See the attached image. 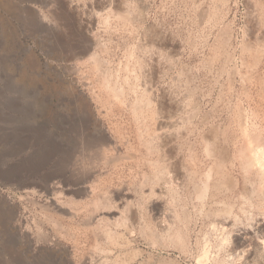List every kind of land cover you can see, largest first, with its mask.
<instances>
[{
  "label": "rangeland",
  "instance_id": "374dc122",
  "mask_svg": "<svg viewBox=\"0 0 264 264\" xmlns=\"http://www.w3.org/2000/svg\"><path fill=\"white\" fill-rule=\"evenodd\" d=\"M14 1L17 6L13 7V12H7L0 6V192L4 194L0 197V264H81L85 261L83 264H101L103 261V264H264L262 258H259L260 254L261 257L264 256V251H259L256 254L258 258L254 256L256 259L246 256L252 249L248 242L264 237V232L256 230L257 222H262L260 218L264 217V197H256L249 187L247 192H242L246 189L243 182V185L241 184L243 179H240L244 178V173L240 163L238 164V154L245 138L252 139L258 135L261 142H264V0H37V3ZM38 13L48 16V20L42 22V16ZM25 45L33 49L32 53H29L32 57H26ZM68 49H72L73 53L66 52ZM91 54L98 56L96 61L102 65L92 62L89 58ZM29 62L35 63L34 69L30 67ZM47 64L58 68L62 75L54 68L48 69ZM126 64L132 67V71ZM69 65H73L76 71L73 69V72H65L62 66L70 67ZM95 66L101 68L95 69ZM77 67L80 69L77 70ZM99 75H103L104 79ZM107 79L110 88L107 82L104 83ZM112 86L122 90L121 99L111 94ZM141 102L146 105L142 107ZM135 103L140 104L142 108L139 106L140 109H136L138 104ZM132 106L136 110H133ZM86 114H92V117H83ZM145 117L146 124L142 123ZM173 119L176 120L173 121L175 123L179 119V123L167 128V132L172 136L163 139L158 135L159 126H165ZM81 123L83 125H80ZM143 127L148 128V131ZM135 132L138 133L135 135ZM104 136L106 141L110 140L104 144L110 149L106 151L107 161H102L103 157L99 155L97 158L94 149H86L89 142L87 140H104ZM109 143L113 145L112 148ZM259 144L257 147L262 146L260 142ZM213 147L215 153L211 151ZM50 150L55 154L54 158L44 163L42 156ZM205 153H208L209 158ZM96 158L100 161L99 165ZM101 161L106 165L101 164ZM214 164L221 167L217 174L218 167L213 168ZM36 165L42 168L38 169ZM83 167L86 169L85 173ZM161 168L166 169L163 171ZM158 169L163 171L162 175L165 171L171 172L172 175L168 172L167 178L163 175L166 179L158 180ZM180 169L185 173L181 174ZM206 173L210 175L206 176ZM186 175H190L189 178H186ZM49 178V183H54L55 187L47 191L46 185L43 184L48 183ZM144 178L146 183H143ZM34 179L37 182L35 185L31 184ZM149 179H152L151 182ZM206 180L211 186L220 182L224 183V187L215 191L218 194L211 189L212 191L209 190L205 194L206 197L203 196L205 198L199 195L200 199L197 197L200 194L198 191L204 184H208ZM146 184L151 190L154 188V197L158 194L153 200L150 199L151 192ZM194 184L196 187L198 184L200 186L196 188L198 194ZM90 185L95 187L92 189ZM150 185L154 186L151 188ZM236 186L239 190H235ZM31 187L38 192L32 193L33 195L27 192ZM170 188L171 190H168ZM225 189L228 190L227 194H224ZM140 190L146 192V197ZM85 191H88L87 195ZM89 193L95 196L92 194L90 197ZM101 193H105L103 197ZM98 195L103 204L94 206V203H91V206L90 202L94 200L96 204ZM147 195H150L149 198ZM96 196L98 198L94 199ZM240 196L244 197V200ZM8 197L16 201L14 211L17 215L20 213L17 219L29 230L33 237L31 242H38L41 237L40 241L43 243L46 240L45 243L57 244V250L42 253V248L36 247L35 252V248L27 244L30 241L26 239V234L12 225H15V212L13 206L8 203ZM220 197L226 201L222 202ZM54 198L57 202L62 200L61 203L65 202L66 198L67 208H72V213L56 211L50 206ZM125 198L132 201L128 203ZM105 200L109 203L108 208L118 207V213L124 215L119 217L120 214L117 213V217L120 221H126V224L128 221L130 227L127 228L125 223L120 221L115 224L107 219H97V224L91 220L97 208L98 211L105 209ZM42 205H46V208ZM222 205L223 208L225 205L232 207L231 215L226 219ZM48 206L50 208H47ZM73 208L81 213H77ZM257 208H262L263 211H257ZM87 217L94 222V226L90 225ZM11 218L13 220H10ZM223 218L229 221L226 222ZM255 221L257 222L254 225ZM100 222L102 223L99 225ZM86 223L88 224L85 225ZM96 227L101 229V234ZM103 229H106L107 235L111 232L115 235L108 238ZM127 229H130V234ZM96 230L99 233H95ZM244 233L249 235L246 237ZM20 235L21 237H18ZM99 235L101 239L98 238ZM235 235L239 237L238 240H235ZM94 239L97 241L94 242ZM95 246L97 252L93 249ZM99 249L107 251L106 254ZM245 251L247 254H244ZM248 260L250 263H247Z\"/></svg>",
  "mask_w": 264,
  "mask_h": 264
},
{
  "label": "bare ground",
  "instance_id": "6f19581e",
  "mask_svg": "<svg viewBox=\"0 0 264 264\" xmlns=\"http://www.w3.org/2000/svg\"><path fill=\"white\" fill-rule=\"evenodd\" d=\"M18 1H20V2H24V3H25V2H32V3H37V2H38L37 0H18ZM46 1H47V0H46ZM15 3H16V1H14V0H1V1H0V6H2L7 12H9V11H10V12H13V7H14V6H17ZM46 3H47V2H46ZM68 4H69V3H68ZM73 7H74V6H73ZM51 9H52V8H51ZM108 9H109V8H108ZM109 10H110V9H109ZM123 11H125V10H123ZM126 11H127V10H126ZM89 13H90V12H89ZM99 13H100V11H99ZM132 13H133V12H132ZM117 14H118V13H117ZM38 15L42 16V17H41V18H42V22H46V21L48 20V16H46V15H42V14H40V13H38ZM115 15H116V14H115ZM119 15H121V14H119ZM125 15H128V16H129V14H125ZM123 16H124V14H123ZM113 17H114V16H113ZM125 17H126V16H125ZM202 17H203V16H202ZM39 18H40V17H39ZM114 18H116V17H114ZM120 18H121V16H120ZM134 18H135V17H134ZM210 18H211V17H210ZM38 20H39V19H38ZM122 20H123V19H122ZM126 20H127V19H126ZM134 20H135V19H134ZM39 21H40L39 23H41V20H39ZM90 22H91V21H90ZM106 24H107V23H106ZM53 25H54V24H53ZM53 25H52V26H53ZM258 25H259V24H258ZM40 28H41V27H40ZM91 36H92V35H91ZM89 38H90V37H89ZM91 38H92V37H91ZM97 38H98V37H97ZM90 41H91V40H90ZM90 41H88V45L90 44ZM93 41H94V40H93ZM86 43H87V42H86ZM91 43H92V41H91ZM92 44H93V43H92ZM94 44H95V43H94ZM220 44H221V43H220ZM66 45H68V44H66ZM25 47H26V48H25ZM25 47H24V51H25V53H26V55H27L26 57H27V58L32 57V56L29 55V53H32L33 49H32L29 45H25ZM85 47H86V46H85ZM88 47H89V46H88ZM262 47H263V46H262ZM71 48H72V46H71ZM89 48H90V47H89ZM139 48H140V47H139ZM84 49H85V48H84ZM64 50H65V49H64ZM86 50H87V49H86ZM86 50H85V51H86ZM91 50H92V48H91ZM68 51H69V52H68ZM66 52H68V53L72 52V53H73L72 49H68V50H66ZM87 52H88V51H87ZM222 52H223V51H222ZM262 53H264V51H263ZM76 54H77V53H76ZM79 54H80V53H79ZM71 55H73V54H71ZM97 55H98V54H97ZM80 56H81V55H80ZM89 56H90V55H89ZM73 57H75V56H73ZM97 57H98V56L94 57V55L91 54V56H90L89 58L91 59L92 62H94V63H96V64L98 65V64H101V63H98L99 61H98V62L96 61V58H97ZM259 57H260V55H259ZM98 58H99V57H98ZM76 59H77V58H76ZM79 59H80V58H79ZM90 59H89V60H90ZM212 59H213V58H212ZM77 61H79V60H77ZM91 61H90V62H91ZM95 61H96V62H95ZM143 61H144V60H143ZM80 62H81V61H80ZM80 62H79V63H80ZM90 62H89V63H90ZM127 62H128V61H127ZM256 62H257V61H256ZM86 63H87V62H86ZM94 63H92V64L95 65ZM144 63H145V62H144ZM29 64H30V67H31V68H33V69L35 68V67H34L35 63H33V62H29ZM71 64H72V63H71ZM92 64H90V65L93 66ZM101 65H102V64H101ZM103 65H104V64H103ZM126 65H129V64H126ZM139 65H140V64H139ZM210 65H211V64H210ZM69 66H70V65H69ZM105 66H106V65H105ZM129 66H130V65H129ZM133 66H134V65H133ZM140 66H141V65H140ZM253 66H254V64H253ZM84 67H85V66H84ZM89 67H90V66H89ZM96 67H97V68H98V67L101 68V66H95L94 68L96 69ZM127 67H128V66H127ZM47 68H48V69H52V68H54V70H55L59 75H62V74L60 73V71L58 70V68L54 67L53 65L47 64ZM62 68H63V70H64L65 72H68V71H72V72H73V69L76 71V69L74 68L73 65L70 66V67L62 66ZM70 68H72V69H70ZM94 68H93V69H94ZM131 68H132V67L130 66V70H131ZM169 68H170V67H169ZM68 69H70V70H68ZM78 69H80V68L77 67V70H78ZM127 70H128V69H127ZM79 71H81V70H79ZM79 71H78V72H79ZM93 71H94V70H93ZM96 71H98V69H97ZM100 71H101V70H100ZM100 71H99V72H100ZM108 71H110V70L108 69ZM131 71H132V70H131ZM139 71H140V70H139ZM102 72H103V71H102ZM102 72H101V73H102ZM114 72H115V71H114ZM133 72H134V71H133ZM69 73H70V72H69ZM76 73H77V72H76ZM76 73H74V74H76ZM96 73H97V72H96ZM101 73H100V74H101ZM103 73H104V72H103ZM105 73H106V72H105ZM109 73H110V72H109ZM117 73H118V71H117ZM127 74H128V73H127ZM110 75H111V74H110ZM84 76H85V75H84ZM99 76H101V78L104 79V78L102 77L103 75H99ZM105 76H106V75H105ZM85 78H86V77H85ZM106 78H107V77H106ZM109 78H110V77H109ZM114 78H115V77H114ZM125 78H126V77H125ZM83 79H84V78H83ZM99 79H100V78H99ZM112 79H113V78H112ZM249 79H250V78H249ZM105 80H106V79H105ZM109 80H110V79H109ZM114 81H115V79H114ZM101 82H102V81H101ZM106 82L108 83V79H107V81H105L104 83H106ZM87 83H89V82H87ZM107 83H106V84H107ZM116 83H117V79H116ZM111 84H112V83H111ZM113 84H114V83H113ZM118 84H119V83H118ZM90 85H91V84H90ZM107 85H108V87H109V83H108ZM107 85H106V86H107ZM120 86H122V85H120ZM137 86H138V85H137ZM228 86H229V85H228ZM89 87H91V86H89ZM104 87H105V86H104ZM110 87H111V85H110ZM110 87H109V88H110ZM113 87H114V86H112L113 92L111 91V92H112L111 94H113L115 98L119 99V98L121 97V95H122V93H121L122 90L119 91V88H117V89H118V90H117L116 88L114 89ZM173 87H174V86H173ZM120 88H122V87H120ZM108 90H109V89H108ZM110 90H111V89H110ZM70 91H71V90H70ZM98 92H99V91H98ZM103 92H104V91H103ZM227 92H228V91H227ZM105 93H106V92H105ZM245 94H247V93H245ZM142 95H143V94H142ZM144 96H145V95H144ZM189 96H190V95H189ZM115 98H112V99L114 100ZM125 98H126V97H125ZM99 99H100V98H99ZM99 99H98V101H99ZM120 99H121V98H120ZM141 99H142V96H141ZM144 99H145V98H144ZM115 100H116V99H115ZM147 100H148V99H147ZM147 100H145V101H147ZM105 101H106V100H105ZM107 101H108V100H107ZM117 101H118V100H117ZM120 101H122V100H120ZM126 101H127V100H126ZM148 101H150V99H149ZM183 101H184V100H183ZM183 101H181V102H183ZM85 102H86V101H85ZM133 102H135V101H133ZM139 102H140V99H139ZM82 103H83V101H82ZM141 103H142V102H141ZM175 103H176V102H175ZM175 103H174V104H175ZM100 104H101V103H100ZM100 104H99V105H100ZM136 104H138V103H135V105H136ZM144 104H145V102L141 104L142 107H143ZM186 104H187V103H186ZM120 105H122V104H120ZM123 105H124V104H123ZM145 105H146V104H145ZM176 105H178V104L176 103ZM84 106H85V105H84ZM88 106H89V105H88ZM124 106H125V105H124ZM133 106H134V105H133ZM133 106H132V107H133ZM137 106H138V107H137ZM137 106H136V109H140V108H139L140 104H138ZM182 106H183V105H182ZM89 107H90V106H89ZM140 107H141V106H140ZM142 107H141V108H142ZM173 107H174V106H173ZM184 107H185V106H184ZM186 107H187V106H186ZM235 107H236V105H235ZM100 108H101V107H100ZM119 108H120V107H119ZM175 108H177V107H175ZM178 108H179V105H178ZM180 108H181V107H180ZM60 109H61V108H60ZM79 109H80V108H79ZM89 109H90V108H89ZM91 109H93V108H91ZM136 109H134V107H133V110H136ZM192 109H193V108H192ZM73 110H75V109H73ZM87 110H88V108H87ZM103 110H104V109H103ZM183 110H184V108H183ZM75 111H76V110H75ZM91 111H92V110H91ZM124 111H125V110H124ZM191 111H192V110H191ZM58 112H59V111H58ZM87 112H88V111H87ZM87 112H86V113H87ZM92 112H93V111H92ZM92 112H91V113H92ZM99 112H102V111H99ZM183 112H184V111H183ZM188 112H189V111H188ZM74 113H75V112H74ZM131 113L133 114L132 111H131ZM135 113H136V111L134 112V114H135ZM141 113H142V112H141ZM194 113H195V112H194ZM88 114H90V113L88 112ZM107 114H108V113H107ZM138 114H140V112H138ZM144 114H145V113H144ZM158 114H159V113H158ZM207 114H208V113H207ZM91 115H92V114H91ZM91 115H87V114H86V115H84L83 117H87V116H91ZM110 115H111V114H110ZM136 115H137V114H136ZM142 115H143V114H142ZM186 115H187V114H186ZM191 115H192V113H191ZM105 116H106V115H105ZM138 116H140V115H138ZM169 116H170V115H169ZM238 116H239V115H238ZM83 117H82V118H83ZM91 117H92V116H91ZM93 117H94V116H93ZM111 117H112V116H111ZM157 117H158V116H157ZM179 117H180V115H179ZM187 117H188V116H187ZM89 118H90V117H89ZM94 118H95V117H94ZM94 118H93V119H94ZM99 118H100V117H99ZM106 118H107V117H106ZM116 118H117V117H116ZM140 118H141V116H140ZM140 118H138V119H140ZM240 118H241V117H240ZM243 118H244V117H243ZM83 119H84V118H83ZM97 119H98V118H97ZM132 119H135V118H132ZM141 119H142V118H141ZM141 119H140V120H141ZM146 119H147L146 117H145V119L143 118V121H144V122H142V123H145V120H146ZM179 119H180V118H179ZM179 119L177 120V122L179 121ZM181 119H182V117H181ZM184 119H185V118H184ZM85 120H86V119H85ZM149 120H150V118H149ZM189 120H190V119H189ZM242 120H243V119H242ZM81 121H82V120H81ZM94 121H96V120H94ZM98 121H99V120H98ZM98 121H97V122H98ZM154 121H155V120H154ZM163 121H164V120H163ZM173 121H176V120L173 119L172 121H169V123H167L165 126H162V125L159 126L160 129H159V127L157 128V129L160 130L159 133H158V135H160L163 139H169V138H171L172 135H170V134L168 133L169 131L167 132V130H168L167 128L173 127V125L176 126V123H177V122L175 123V122H173ZM97 122H96V123H97ZM135 122H136V121H135ZM139 122H141V121H139ZM148 122H149V121H148ZM181 122H183V121L181 120ZM238 122H239V121H238ZM240 122H241V121H240ZM242 122H243V121H242ZM242 122H241V123H242ZM79 123H80V122H78V124H79ZM86 123H87V122H86ZM92 123H94V122H92ZM98 123H99V122H98ZM98 123H97V125H98ZM158 123H159V121H158ZM162 123H163V122H162ZM162 123H161V124H162ZM174 123H175V124H174ZM178 123H179V122H178ZM183 123H184V122H183ZM145 124H146V123H145ZM149 124H150V123H149ZM154 124H155V123H154ZM156 124H157V123H156ZM156 124H155V125H156ZM229 124H230V123H229ZM244 124H245V123H244ZM80 125H83V124L81 123ZM89 125H90V124H89ZM100 125H101V124H100ZM142 125H143V124H142ZM155 125H154V126H155ZM177 125H178V124H177ZM216 125H217V124H216ZM245 125H246V124H245ZM245 125H244V127H245ZM92 126H93V125H92ZM95 126H96V125H95ZM147 126H148V125H147ZM147 126H145V127H147ZM150 126H151V125H150ZM175 126H174V127H175ZM228 126H229V125H228ZM228 126H227V127H228ZM237 126H238V123H237ZM239 126H240V125H239ZM239 126H238V127H239ZM82 127H84V126H82ZM87 127H88V125H87ZM137 127H138V126H137ZM148 127H149V126H148ZM241 127H242V126H241ZM255 127H256V126H255ZM78 128H79V127H78ZM89 128H91V125H90ZM96 128H97V126H96ZM100 128H101V126H100ZM139 128H140V126H139ZM143 128H144V127H143ZM253 128H254V127H253ZM97 129H98V128H97ZM146 129H147V131H148V128H146ZM146 129L144 128V130H146ZM226 129H227V128H226ZM239 129H240V128H239ZM79 130H80V129H79ZM88 130H89V129H88ZM150 130H151V128H150ZM150 130H149V132L151 133ZM154 130H155V128H154ZM154 130H153V132L155 133ZM171 130H173V129H171ZM243 130H245V128H243ZM93 131H94V129H93ZM95 131H96V130H95ZM99 131H100V130H99ZM99 131H98V132H99ZM136 131H137V130H136ZM104 132H105V131H103V133H104ZM140 132H141V130H140ZM143 132H144V131H143ZM257 132H258V131H257ZM81 133H82V132H81ZM136 133H138V132H135V135H136ZM145 133H146V132H145ZM150 133H148V134H150ZM243 133H244V131H243ZM245 133H246V131H245ZM247 133H248V132H247ZM247 133H246V134H247ZM101 134H102V133H101ZM114 134H115V133H114ZM117 134H118V133H117ZM140 134H141V133H140ZM140 134H139V135H140ZM148 134H147V135H148ZM152 134H153V133H152ZM171 134H172V133H171ZM175 134H177L176 131H175ZM236 134H237V133H236ZM99 135H100V134H99ZM102 135H103V134H102ZM115 135H116V134H115ZM139 135H138V136H139ZM141 135H142V134H141ZM158 135H156V136L158 137ZM244 135H245V134H244ZM254 135H255V133H254ZM87 136H88V135H87ZM92 136H93V135H92ZM96 136H97V135H96ZM105 136H106V135H105ZM105 136H104V140H103V139H100V138H99V139H98V138L95 139L94 137H93L94 139H91V140H87V139H86L87 141H89V142H87L86 149H87V150H91V151L94 149V150L97 152L96 157H97V155H99L100 157H103V158H102V161H103V159H106V158H105V157L107 156V152H106V151H108V150L110 151L109 146L106 147V146L104 145L105 142L108 141V140L106 141ZM108 136H110V135H108ZM148 136H149V135H148ZM154 136H155V135H154ZM160 136H159V139H160ZM178 136H179V135H178ZM178 136H177V137H178ZM236 136H237V135H236ZM257 136H258V135L253 136V138H252L253 141H252V139L245 138V140H244V144L242 145V148H241V151H240L239 154H238V155H239V162L237 161V160H238V157L236 158V162H238V164L240 163V166H241L240 168H241L242 172L244 173V176H243L244 178H240V179H243V181H241V184H242V182H243L244 185H243V184H242V185H243V187L246 188V189H243L242 192H243V193L247 192V187H249L250 189H249V188H248V189L250 190V192H251L253 195H255V196L258 197V198H259V197L262 198V197H264V147H263L264 142H263V140H262V142H263V145H262L261 138H258L259 136H258V137H257ZM260 136H261V135H260ZM82 137H84V136H82ZM90 137H91V136H90ZM177 137H176V138H177ZM214 137H215V136H214ZM251 137H252V135H251ZM256 137H257V138H256ZM108 138H109V137H108ZM108 138H107V139H108ZM139 138H140V137H139ZM141 138H142V136H141ZM176 138H174V139H176ZM231 138H232V137H231ZM237 138H238V137H237ZM262 138H263V137H262ZM81 139H82V138H81ZM89 139H90V138H89ZM142 139H143V138H142ZM208 139H209V138H208ZM212 139H213V138H212ZM224 139H225V138H224ZM235 139H236V138H235ZM121 140H123V139H121ZM204 140H207V139H204ZM204 140H203V141H204ZM215 140H216V139H215ZM82 141H83V140H82ZM109 141H110V140H109ZM109 141H108V142H109ZM112 141H114V140H112ZM112 141H111V142H112ZM140 141H141V140H140ZM208 141H209V140H208ZM170 142H171V141H170ZM204 142H205V141H204ZM217 142H218V141H217ZM225 142H226V141H224V143H225ZM233 142H234V141H233ZM254 142H256L257 145H258L259 142H260L262 146H261V147H259V146L257 147V145H256ZM85 143H86V141H85ZM149 143H150V142H149ZM83 144H84V143H83ZM117 144H118V143H117ZM144 144H146V143H144ZM144 144H143V145H144ZM147 144H148V143H147ZM147 144H146V145H147ZM151 144H152V143H151ZM205 144H206V143H205ZM233 144H234V143H233ZM253 144H254V145H253ZM46 145H47V144H46ZM106 145H107V144H106ZM109 145H110V143H109ZM130 145H131V144H130ZM140 145H141V144H140ZM148 145L150 146V144H148ZM158 145H159V144H158ZM214 145H215V144H214ZM255 145H256V147H255ZM259 145H260V144H259ZM112 146H113V145H112ZM112 146L110 145V148H112ZM114 146H115V144H114ZM206 146H208V145H206ZM210 146H211V145H210ZM227 146H228V145H227ZM229 146H230V145H229ZM105 147H106V148H105ZM154 147H155V146H154ZM223 147H224V144H223ZM232 147H233V146H232ZM50 148H51V147H50ZM145 148H146V150H147V147H145ZM215 148H216V147H215ZM228 148H229V147H228ZM234 148H235V147H234ZM149 149H150V148H148V150H149ZM154 149H155V148H154ZM154 149H152V150H154ZM217 149H218V148H217ZM48 150H49V149H48ZM94 150H93V151H94ZM116 150H117V149H116ZM136 150H137V149H136ZM207 150H208V149H207ZM210 150H211V148H210ZM210 150H209V151H210ZM214 150H215V149H214V147H213V150H211V151L214 152ZM221 150H222V149H221ZM205 151H206V150H205ZM209 151H208V153H209ZM218 151H219V150H218ZM238 151H239V150H238ZM87 152H88V151H87ZM148 152H149V151H148ZM190 152H191V151H190ZM212 152H211V154H212ZM215 152H216V150H215ZM215 152H214V153H215ZM89 153H90V152H89ZM109 153H110V152H109ZM151 153H152V152H151ZM208 153H207V154H208ZM214 153H213V155H214ZM91 154H92V153H91ZM91 154H90V155H91ZM205 154H206V153H205ZM205 154H204V155H205ZM207 154H206L205 156H208ZM227 154H228V153H227ZM54 155H55V154L52 152V150H50L49 152H46L45 154H43V156H42V157H43L42 161H43L44 163H45V162H49L52 158H54ZM74 155H75V154H74ZM92 155H93V154H92ZM109 155H110V154H109ZM193 155H194V153H193ZM217 155H218V154H217ZM223 155H224V154H223ZM228 155H229V154H228ZM99 156H98V157H99ZM126 156H127V155H126ZM189 156H190V155H189ZM191 156H192V155H191ZM194 156H195V155H194ZM98 157H97V158H98ZM108 157H109V156H108ZM89 158H90V157H88V159H89ZM93 158H95V157H93ZM97 158H96V160H98ZM123 158H124V157H123ZM187 158H188V156H187ZM190 158H192V157H190ZM190 158H189V159H190ZM208 158H209V156H208ZM224 158H225V157H224ZM88 159H87V160H88ZM99 159L101 160V158H99ZM111 159H112V158H111ZM96 160H95V161H96ZM107 160H108V159H106V161H107ZM135 160H136V159H135ZM92 161H93V160H92ZM98 161H99V160H98ZM102 161H101V164L106 165V164H105L106 161L104 160L105 163L102 162ZM146 161H147V160H146ZM158 161H159V160H158ZM192 161H193V160H192ZM192 161H191V162H192ZM86 162H87V161H86ZM108 162H109V161H108ZM161 162H162V161H161ZM214 162H215V161H214ZM217 162H218V161H217ZM44 163H43L42 165H44ZM90 163H91V162H90ZM96 163H97V161L95 162V164H96ZM152 163H153V162H152ZM158 163H159V162H158ZM186 163H187V161H186ZM219 163H220V162H219ZM224 163H225V162H224ZM233 163H234V162H233ZM79 164H80V163H79ZM79 164H78V166H79ZM93 164H94V163H93ZM93 164H92V165H93ZM99 164H100V161H99L98 165H99ZM109 164H110V163H109ZM167 164H168V163H167ZM189 164H191V163H189ZM96 165H97V164H96ZM104 165H103V166H104ZM193 165H194V164H193ZM193 165H192V166H193ZM36 166H37V168H38V165H36ZM93 166H94V165H93ZM156 166H157V165H156ZM169 166L171 167V165H169ZM181 166H182V165H181ZM184 166H186V164H185ZM190 166H191V165H190ZM194 166H195V165H194ZM194 166H193V167H194ZM216 166H217V165L214 164V166H212V167L215 168ZM94 167H96V166H94ZM94 167H91V169H93ZM97 167H98V166H97ZM104 167H105V166H104ZM150 167H151V165H150ZM153 167H154V165H153ZM175 167H176V166H175ZM186 167H187V166H186ZM202 167H203V166H202ZM217 167H218V170H217L218 172L215 171L216 174L219 173V171H220V169H221L220 166H217ZM222 167H224V169H225V165H224V164H223ZM41 168H42V167H39L38 169H41ZM80 168H81V167H80ZM176 168H177V167H176ZM210 168H211V167H210ZM210 168H207V169L210 170ZM57 169H58V168H57ZM81 169H82V168H81ZM83 169H84V173H85V170H86V169H85L84 167H83ZM91 169H90V170H91ZM163 169H166V168H161V170H163ZM184 169H186V168H184ZM184 169H182V170H184ZM207 169H206V170H207ZM222 169H223V168H222ZM97 170H99V169H97ZM152 170H153V169H152ZM190 170H191V169H190ZM214 170H215V169H214ZM214 170L211 169V171H213V172H214ZM12 171H13V170H12ZM35 171H36V170H35ZM39 171H40V170H39ZM54 171H56V170H54ZM79 171H80V169H79ZM93 171H94V170H93ZM163 171H164V170H163ZM163 171L160 172L159 169H158V172H159V173L157 172V173H158L157 176L159 175V176L157 177L158 180H159V179L162 180V179H166V178H167V176H166L167 174H166V173H168L169 171H165V172H164L165 174H163V175L166 176V178H164L163 175L161 174ZM180 171H181V169H180ZM195 171H196V170H195ZM195 171H194V173H195ZM222 171H223V170H221V173H222ZM225 171H226V170H225ZM30 172H32V171H30ZM63 172H64V171H63ZM96 172H97V171H95V173H96ZM99 172H100V171H99ZM178 172H179V171H178ZM213 172H212V173H213ZM215 172H214V173H215ZM52 173H53V171H52ZM86 173H88V172L86 171ZM89 173H90V172H89ZM91 173H92V172H91ZM169 173H171V172H169ZM183 173H185V172L183 171ZM183 173H182V171H181V174H183ZM186 173H188V172H186ZM194 173H193V174H194ZM203 173H204V172H203ZM210 173H211V172H210ZM214 173H213V174H214ZM228 173H229V172H228ZM240 173H241V172H240ZM6 174H7V173H6ZM97 174H98V173H97ZM160 174H161L162 176H160ZM173 174H174V173H173ZM175 174H176V172H175ZM206 174H207L206 176L210 175L209 173H206ZM222 174H223V173H222ZM224 174H225V173H224ZM226 174H227V173H226ZM29 175H30V173H29ZM56 175H58V174L56 173ZM92 175H94V174H92ZM106 175H107V174H106ZM142 175H144V174H142ZM168 175H169V174H168ZM171 175H172V173H171ZM171 175H170V176H171ZM204 175H205V173H204ZM228 175H229V174H228ZM228 175H227V176H228ZM240 175H241V174H240ZM46 176H47V175H46ZM49 176H50V175H49ZM85 176H86V175H85ZM144 176H145V175H144ZM154 176H155V175H154ZM177 176H178V175H177ZM186 176H187V175H186ZM188 176H190V175H188ZM188 176H187L186 178H189ZM214 176H215V175H214ZM220 176H222V175H220ZM223 176H225V175H223ZM0 177H2V176H0ZM12 177H13V175H12ZM47 177H48V176H47ZM53 177H54V175H53ZM99 177H100V176H99ZM99 177H98V178H99ZM146 177L148 178V176H146ZM146 177H145V178H146ZM159 177H161V178H159ZM173 177H174V176H173ZM180 177H181V176H180ZM199 177H200V176H199ZM228 177H229V176H228ZM4 178H6V177H4ZM10 178H11V177H10ZM28 178H30V177H28ZM45 178H46V177H45ZM45 178H44V180H45ZM54 178H55V177H54ZM54 178H53V179H54ZM86 178H87V177H86ZM101 178H102V177H101ZM145 178H144V179H145ZM169 178H170V177H169ZM169 178H168V179H169ZM171 178H172V177H171ZM171 178H170V179H171ZM182 178H183V176H182ZM207 178L210 179V177H207ZM207 178H206V179H207ZM225 178H226V177H225ZM53 179H52V180H53ZM83 179H84V178H83ZM87 179H88V178H87ZM89 179H90V178H89ZM183 179H184V178H183ZM199 179H200V178H199ZM229 179H231V178H229ZM49 180H51V179L49 178V179H48V183H46V184L41 183V184H43V185H46L45 188H46L47 191H50L51 188L55 187L54 183H52V184L49 183V182H50ZM55 180H56V179H55ZM91 180H92V179H91ZM149 180H150V182H151L152 179H149ZM207 180H208V179H207ZM207 180H206V182H207ZM217 180H218V179H217ZM217 180H216V181H217ZM224 180H225V179H224ZM231 180H232V179H231ZM32 181H33V183L31 182V184H34V185H35V183L37 184V182L35 181V179L32 180ZM45 181H46V180H45ZM45 181H44V182H45ZM107 181H108V180H107ZM144 181H145V182H144ZM144 181H143V183H146V182H147L146 179H145ZM175 181H176V180H175ZM186 181H187V180H186ZM212 181H213V179L211 180V182H212ZM227 181H228V180H227ZM232 181H233V180H232ZM232 181H230V182H232ZM53 182H54V181H53ZM88 182H89V181H88ZM90 182H91V181H90ZM100 182H101V181H100ZM159 182H160V181H159ZM168 182H170V181H168ZM190 182H191V181H190ZM195 182H196V181H195ZM198 182H199V181H198ZM206 182H204V183H206ZM230 182H229V183H230ZM236 182H237V181H236ZM239 182H240V181H239ZM27 183H28V182H27ZM55 183H56V182H55ZM72 183H73V182H72ZM86 183H87V182H86ZM94 183H95V182H94ZM128 183H129V182H128ZM141 183H142V180H141ZM187 183H188V182H187ZM192 183H193V182H192ZM207 183H208V182H207ZM207 183H206V184H207ZM209 183H210V182H209ZM209 183H208V184H209ZM225 183H227V182L225 181ZM229 183H228V184H229ZM91 184H92V183H91ZM102 184H103V183H102ZM123 184H124V183H123ZM148 184H149V183H148ZM195 184H196V183H195ZM195 184H194V186H195ZM201 184H202V183H201ZM208 184H207V185L204 184V187H203L201 190L198 188L199 191L196 189L197 187H200V186H198L199 184L197 185V187H196V186L194 187V189H196V193H197V191H198V193L200 192V194L197 193L198 195L195 193V194L197 195V197H198L199 195H200L201 197L205 196V194H207V192H209V190H211V189L214 190V192H215V191H218V190L220 191V190L223 189V187H224V183H220V182H219V183L215 182V183L213 184V186H211V185L209 184V185L211 186V188H210V186H209ZM230 184H232V183H230ZM233 184H236V185H237L238 183H233ZM56 185H57V183H56ZM75 185H76V184H75ZM82 185H83V184H82ZM92 185H93V184H92ZM92 185H90V188L92 187ZM96 185H97V184H96ZM126 185H127V184H126ZM164 185H165V184H164ZM181 185H182V184H181ZM29 186H30V184H29ZM84 186H85V185H84ZM142 186H143V184H142ZM145 186H147V189H148L149 186H148L147 184H146ZM150 186H151V185H150ZM153 186H154V185H152L151 188H152ZM230 186H231V185H230ZM32 187H33V186H32ZM32 187H31V189H29L27 192H30L31 194H32V193H35L36 191L38 192L37 189H36V190H35V189H32ZM37 187H38V186H37ZM56 187L58 188V185H57ZM82 187H83V186H82ZM94 187H95V185H94ZM94 187H92V189H93ZM121 187H122V186H121ZM157 187H158V186H157ZM177 187H178V186H177ZM183 187H184V186H183ZM192 187H193V186H192ZM26 188H27V187H26ZM28 188H30V187H28ZM83 188H84V187H83ZM127 188H128V187H127ZM159 188H160V187H159ZM236 188H237V186L235 187V190H236ZM38 189H39V188H38ZM80 189H81V187H80ZM92 189H90V191H91ZM95 189H96V188H95ZM97 189H98V188H97ZM120 189H121V188H120ZM120 189H119V190H120ZM143 189H145V188H143ZM149 189H150V187H149ZM162 189H163V188H162ZM180 189H181V188H180ZM237 189H238V188H237ZM52 190H53V189H52ZM54 190H55V188H54ZM54 190H53V192H54ZM67 190L69 191V189H67ZM67 190H66V191H67ZM83 190H84V189H83ZM153 190H154V188H152V190H151V189L148 190L149 192H151L150 195H151L152 197H151L150 199H152V200H153V198H156V196L158 195V194H157V195L154 197L153 195H155L154 193H156V192H154ZM163 190H164V189H163ZM168 190H171V188L168 189ZM212 190H211V191H212ZM238 190H239V189H238ZM25 191H26V190H25ZM43 191H45V189H44ZM55 191H56V190H55ZM66 191H65V193H66ZM75 191H76V190H75ZM81 191H82V189H81ZM88 191H89V190H88ZM88 191H85L86 194H85V193H84V194L87 195ZM95 191H97V190H95ZM98 191L100 192V190H98ZM126 191H127V190H126ZM126 191H125V192H126ZM136 191H137V190H136ZM140 191H141V190H140ZM142 191H143V190H142ZM142 191H141V192H142ZM194 191H195V190H194ZM226 191H228V190L225 189V191H224L225 193H224V194H227ZM232 191H233V189H232ZM37 192H36V193H37ZM53 192H51V193H53ZM104 192H105V191H104ZM144 192H145V191H144ZM144 192H142L143 196H144V194L146 193V192H145V193H144ZM236 192H239V191H236ZM240 192H241V191H240ZM242 192H241V195H243ZM43 193H44V192H43ZM47 193H48V192H47ZM93 193H94V192H93ZM93 193H91V195H90V193H89L90 197L92 196ZM95 193H96V192H95ZM110 193H111V192H110ZM122 193L124 194V191H123ZM126 193H127V192H126ZM128 193H129V192H128ZM147 193H148V192H147ZM165 193H166V191H165ZM212 193H213V192H212ZM215 193L218 194L217 192H215ZM219 193H220V192H219ZM228 193H229V192H228ZM230 193H231V192H230ZM234 193H235V192H234ZM251 193H249V194L251 195ZM25 194H26V193H25ZM31 194H30V195H31ZM41 194H42V193H41ZM58 194H59V193H58ZM101 194H102V197H103L105 193H104V194L101 193ZM101 194H100V195H101ZM106 194H107V193H106ZM148 194H149V193H148ZM163 194H164V192H163ZM168 194H169V193H168ZM220 194H221V193H220ZM232 194H233V193H232ZM2 195H4V194H2V192H0V197H3ZM32 195H33V194H32ZM67 195H68V193H67ZM93 195L95 196V194H93ZM96 195H97V194H96ZM107 195H108V194H107ZM107 195H106V196H107ZM128 195H129V194H128ZM137 195H138V194H137ZM150 195H147L148 198H149ZM169 195H170V194H169ZM211 195L213 196V194H211ZM214 195H215V194H214ZM221 195H222V194H221ZM56 196H57V194H56ZM98 196H99V195H98ZM189 196H190V195H189ZM200 196H199V198H200ZM218 196H219V195H218ZM244 196H245V195H244ZM247 196H248V195H247ZM61 197H62V196H61ZM66 197H67V196H66ZM88 197H89V196H88ZM126 197H127V196H126ZM145 197H146V194H145ZM171 197H172V196H171ZM195 197H196V196H195ZM205 197H206V196H205ZM205 197H203V198H205ZM216 197H217V196H216ZM216 197H215V200L218 198V197H217V198H216ZM221 197H222V196H221ZM221 197H220V198H221ZM227 197H228V195H227ZM240 197H241V196H240ZM245 197H246V196H245ZM248 197H249V196H248ZM85 198H86V197H85ZM85 198H84V199H85ZM97 198H98V197L96 196V198H94V199H97ZM100 198H101V197L99 196L98 199H100ZM105 198H106V199H109L110 197H108V198L105 197ZM211 198H212V197H211ZM241 198H242V197H241ZM246 198H247V197H246ZM261 198H260V199H261ZM7 199H9V202H8V203H9L10 205L13 206V211H14V210L16 209V205H17V203H15L16 201H14V200H13L12 198H10V197H8ZM23 199H24V198H23ZM32 199H33V198H32ZM63 199H64V198H63ZM98 199H97L96 204H95V200L92 201V202H90V204H91V203H94V204H93L94 206H95V205H98V203L100 204L101 201H102V198L100 199V202H98ZM121 199L123 200L124 198H121ZM127 199H129V198H125L126 201H127ZM200 199H201V198H200ZM213 199H214V198H213ZM221 199H222V198H221ZM242 199L244 200V197H243ZM242 199H241V201H242ZM252 199H253V198H252ZM263 199H264V198H263ZM55 200H56V198H54V201H55ZM58 200H59V197H58ZM67 200H68V199H67ZM112 200H113V199H112ZM125 200H124V201H125ZM155 200H156V199H155ZM157 200H158V199H157ZM194 200H195V199H194ZM218 200H219V198H218ZM26 201H27V199H26ZM29 201L31 202L32 200H29ZM54 201L52 202V200H51V204H50V203H49V204H50V206H53V208L56 209V211H58V210H59V211H62V212L64 211V212H66V213H68V214L72 213V208H71V210H68V208H67L66 198H65V200H64L65 202H63V203H65V205H64L63 203H61L62 200H61L60 202H59V201L57 202V200H56V202H54ZM68 201H69V200H68ZM68 201H67V203H68ZM88 201H90V200H88ZM103 201H104V200H103ZM124 201H123V202H124ZM126 201H125V202H126ZM130 201H132V200H130ZM130 201H127V202L129 203ZM142 201H143V200H142ZM213 201H214V200H213ZM221 201L223 202L224 200L222 199ZM225 201H226V200H225ZM225 201H224V202H225ZM228 201H230V200H228ZM238 201H239V197H238ZM246 201H250V200H246ZM30 202H29V203H30ZM35 202H36V201H35ZM43 202H44V201H43ZM46 202H47V200H46ZM46 202H45V203H46ZM78 202H79V201H78ZM115 202H116V201H115ZM115 202H114V203H115ZM164 202H165V201H164ZM262 202H264V201L262 200ZM33 203H34V202H32V205H34ZM80 203H81V202H80ZM88 203H89V202H88ZM128 203H127V204H128ZM142 203H143V202H142ZM216 203H217V201H216ZM260 203H261V202H260ZM35 204L38 205V206H41L39 203H35ZM42 204H44V203H42ZM69 204H70V203H69ZM101 204H103V203H101ZM107 204H109V203H106V200H105V205H106V207H105V205H104V207H105V209H104L103 206H102V208L104 209V210H102V211H98L99 209H98L97 207H96V208H97V211H94V209H93V210H92V213H93V211H94L93 216H92V214H90L91 212L89 211L88 213L92 216L91 220H94V221L96 222L97 219H100V221H101L102 219H105V221H106V219H107L108 222H109V221H112V222H115V224H116V222H119V221H120V218H119V217H120L122 214H121V213H118V210H117L118 207H117V208L115 207L116 209H113V208L111 209V206H109V208H108ZM117 204H118V202H117ZM120 204L122 205L121 202H120ZM120 204H119V205H120ZM125 204H126V203H125ZM127 204H126V205H127ZM203 204H204V203H203ZM221 204H222V203H221ZM221 204H220V205H221ZM228 204H229V203H228ZM249 204L251 205V203H249ZM263 204H264V203H263ZM47 205H48V203H47ZM93 205L91 204V206H93ZM113 205H114V204H113ZM115 205H116V203H115ZM204 205H205V204H204ZM226 205H227V203H226ZM226 205L224 206L225 208H223V205H222L223 211L221 210V211L223 212L224 216H226L225 219L227 218V216L231 215V212H232V207H230V206H229V207H226ZM229 205H231V204H229ZM252 205H253V204H252ZM18 206H19V205H18ZM34 206H35V205H34ZM42 206H44V205H42ZM83 206H84V205H83ZM89 206H90V205L88 204L87 207H89ZM123 206H125V205H123ZM142 206H143V205H142ZM207 206H208V205H207ZM232 206L235 207L234 205H232ZM254 206H256V205H254ZM259 206H260V204H259ZM263 206H264V205H263ZM69 207H71V206H69ZM99 207H100V205H99ZM138 207H139V206H138ZM252 207H253V206H252ZM256 207H258V206H256ZM18 208H19V207H18ZM18 208H17V209H18ZM44 208H46V205L44 206ZM47 208H50V207L48 206ZM83 208H84V207H83ZM92 208H95V207H92ZM92 208H91V209H92ZM100 208H101V207H100ZM249 208H250V207H249ZM262 208H264V207H262ZM262 208H261V209H258V208H257V209H258L257 211H259V210H262V211H263ZM40 209H41V208H40ZM42 209H43V208H42ZM73 209L77 210L76 208H73ZM87 209H89V208H87ZM130 209H131V208H130ZM204 209H205V208H204ZM220 209H221V208H220ZM220 209H219V211H220ZM233 209H234V208H233ZM237 209H239V208H237ZM247 209H248V208H247ZM10 210H11V207H10ZM44 210H45V209H44ZM89 210H90V209H89ZM95 210H96V209H95ZM172 210H174V209H172ZM243 210H244V209H243ZM18 211H19V210H18ZM46 211H49V210L46 209ZM73 211H74V210H73ZM77 211H78V210H77ZM121 211H124V210H121ZM121 211H120V212H121ZM127 211H128V209H127ZM127 211H126V212H127ZM133 211H134V210H133ZM140 211H141V209H140ZM165 211H166V210H165ZM174 211H175V210H174ZM14 212H15V211H14ZM79 212L81 213V211H78L77 213H79ZM131 212H132V211H131ZM166 212H167V211H166ZM183 212H184V211H182V213H183ZM241 212H242V211H241ZM253 212H254V211H253ZM17 213H18V212H17ZM77 213H76V214H77ZM117 213H118V215L120 214L119 217H117V216H118V215H116ZM144 213H145V212H144ZM186 213H187V212H186ZM209 213H210V212H209ZM259 213H260V212H259ZM63 214H64V213H63ZM74 214H75V213H73V215H74ZM76 214H75V215H76ZM89 214H88V216H89ZM134 214H135V213H134ZM169 214H170V213H169ZM174 214H175V213H174ZM199 214H200V213H199ZM233 214H234V213H233ZM233 214H232V215H233ZM11 215H12V214H11ZM18 215H20V213H19ZM18 215H17L16 212H15V214H14L15 225L12 224V223H9V224H10V225L12 224L13 226H15L16 229H18V230H20V231L22 230V232L26 234V235L24 234L25 236H27L26 239H27L28 241H30V242L27 243V244H31V246H32L33 248H35V252H36V249H37L36 247H38V249L42 248V253H50L51 251L53 252V250H57V249H58V248H57V244L49 243L48 241H47L48 243H45L46 240H45V241L43 240L44 243L41 242V241H40L41 237L39 238V241H38V242H37V240H34V241H36L37 243H33L34 241L31 242V240L33 239V237H31L30 232H29V230L27 229V227L22 226L21 222H19L20 219H19V220L17 219ZM60 215H61V214H60ZM123 215H124V214H123ZM123 215H122V216H123ZM126 215H127V214H126ZM186 215H187V214H186ZM234 215H235V214H234ZM249 215H250V214H249ZM251 215H253V214H251ZM263 215H264V214H263ZM61 216H62V215H61ZM69 216H70V215H69ZM69 216H68V217H69ZM71 216H72V214H71ZM91 216H90V217H91ZM134 216H135V215H134ZM134 216H133V217H134ZM203 216H204V215H203ZM217 216H218V214H217ZM9 217H10V216H9ZM49 217H50V216H49ZM51 217H52V216H51ZM63 217H64V216H63ZM65 217H66V216H65ZM73 217H75V216H73ZM127 217H128V216H127ZM130 217H131V216H130ZM151 217H152V216H151ZM173 217H174V216H173ZM218 217H221V216H218ZM222 217H223V216H222ZM229 217H230V216H229ZM261 217H263V216H261ZM18 218H19V217H18ZM23 218H24V217H23ZM88 218H89V217H87V220H88ZM207 218H208V217H207ZM232 218H233V216H232ZM244 218H245V217H244ZM258 218H259V216H258ZM21 219H22V218H21ZM33 219H34V218H33ZM35 219H36V218H35ZM53 219H54V218H53ZM60 219H61V218H60ZM124 219H125V218H124ZM132 219H134V218H132ZM214 219H215V218H214ZM223 219H224V218H223ZM225 219H224V220H225ZM260 219L264 221V217H263V219H262V218H260ZM10 220H13V219L11 218ZM23 220H25V219H23ZM91 220H90V218H89L90 225H93L94 222L92 221V222H93V223H92ZM121 220H122V219H121ZM239 220H240V219L238 218V221H239ZM52 221H53V220H52ZM79 221H80V220H79ZM214 221H215V220H214ZM225 221H226V220H225ZM227 221H229V220H227ZM227 221H226V222H227ZM230 221H231V220H230ZM251 221H252V220H251ZM263 221H262V222H259V223H258L257 221H255V223L253 222L254 225H255L256 222H257V224H256V225H257V226H256V230L261 231L262 233L264 232V223H263ZM13 222H14V221H13ZM24 222H26V221H24ZM24 222H23V223H24ZM32 222H33V221H32ZM37 222H39V221H37ZM54 222H55V219H54ZM86 222H87V221H86ZM112 222H111V223H112ZM120 222H123V220L120 221ZM125 222H126V221H125ZM125 222H123V224H124ZM133 222H135V221H133ZM158 222H159V221H158ZM239 222H240V221H239ZM27 223H28V222H27ZM51 223H52V222H51ZM55 223L58 224V221L55 222ZM59 223H60V222H59ZM80 223H81V222H80ZM91 223H92V224H91ZM96 223H97V222H96ZM101 223H102V222H100L99 225H100ZM103 223H106V222H103ZM155 223H156V222H155ZM233 223H234V222H233ZM7 224H8V223H7ZM9 224H8V225H9ZM33 224H34V223H33ZM52 224H53V223H52ZM57 224H56V226H57ZM87 224H88V223H86L85 225H87ZM97 224H98V223H97ZM97 224H96V226H98ZM108 224H110V223H108ZM112 224H114V223H112ZM161 224H162V223H161ZM173 224H174V223H173ZM220 224H221V226H222V222H221ZM234 224H235V223H234ZM25 225H26V224H25ZM34 225H35V224H34ZM102 225H103V224H102ZM117 225H118V224H117ZM117 225H114V226H117ZM124 225H126V227H127V226H129L130 224L128 225V221H127V224L125 223ZM124 225H123V226H124ZM132 225H133V224H132ZM151 225H152V224H151ZM30 226H31V225H30ZM30 226H28V227H30ZM38 226L41 227L40 225H38ZM38 226H37V227H38ZM56 226H54V227H56ZM93 226H94V225H93ZM107 226H108V225H107ZM120 226H122V224H120ZM130 226H131V225H130ZM130 226H129V227H130ZM250 226H251V224H250ZM31 227H32V226H31ZM39 227H38V228H39ZM57 227H58V226H57ZM86 227H87V226H86ZM86 227H85V228H86ZM98 227L100 228V226H98ZM124 227H125V226H124ZM126 227H125V228H126ZM156 227H157V226H156ZM227 227H228V226H227ZM251 227H252V226H251ZM35 228H36V227H35ZM59 228H60V225H59ZM61 228H62V225H61ZM105 228H106V227H105ZM113 228H114V227H113ZM118 228H119V227H118ZM127 228H128V227H127ZM144 228H145V227H144ZM147 228H148V227H147ZM213 228H214V227H213ZM224 228H225V227H224ZM16 229H15V232H17ZM93 229H94V228H93ZM95 229H98V228L96 227ZM95 229H94V230H95ZM107 229H108V228H107ZM130 229H131V228H130ZM130 229H127V230H128V234H130V233H129V230H130ZM160 229H162V228H160ZM237 229H238V228H237ZM242 229H243V228H242ZM247 229H248V228H247ZM251 229H253V228H251ZM30 230H31V228H30ZM32 230H33V229H32ZM35 230H36V229H35ZM88 230H90V227H88ZM98 230H99V229H98ZM100 230H101V229H100ZM100 230H99V232H100ZM103 230L105 231L106 229H103ZM144 230H145V229H144ZM144 230H143V231H144ZM148 230H149V229H148ZM152 230H154V229H152ZM163 230H165V229L163 228ZM163 230H162V231H163ZM177 230H178V229H177ZM213 230H214V229H213ZM240 230H241V229H240ZM39 231H41V230L39 229ZM90 231H91V230H90ZM96 231H97V230H96ZM96 231H95V233H99L98 231H97V232H96ZM108 231H109V230H108ZM131 231H132V230H131ZM150 231H151V230H150ZM154 231H155V230H154ZM154 231H153V232H154ZM178 231H179V230H178ZM178 231H177V232H178ZM238 231H239V230H238ZM244 231H245V230H244ZM247 231H249V230H247ZM247 231H245V232H247ZM250 231H251V230H250ZM250 231H249V232H250ZM10 232H12V231H10ZM15 232H14V234H15ZM92 232H93V231H92ZM105 232H106V231H105ZM105 232H104V233H105ZM249 232H248V233H249ZM37 233H38V232H37ZM101 233H102V231H101L99 234H101ZM108 233H110V232H108ZM146 233H147V232H146ZM161 233H162V232H161ZM165 233H166V232H165ZM170 233H172V232L170 231ZM180 233H181V232H180ZM184 233H185V232H184ZM238 233H239V232H238ZM253 233H254V232H253ZM19 234H20V233H19ZM35 234H36V233H35ZM38 234H40V232H39ZM92 234H93V233H92ZM244 234H245V236H246V233H244ZM21 235H22V234H21ZM21 235L18 236V237H21ZM32 235H34V234H32ZM67 235H68V234H67ZM96 235H98V234H96ZM102 235H104V234H102ZM102 235H101V236H102ZM105 235H107V232H106ZM105 235H104V237H106ZM112 235H115V234H114L113 232H111V234H110V235L108 234L107 237H108V238H109V236L112 237ZM153 235H154V233H153ZM170 235H171V234H170ZM183 235H184V234H183ZM248 235H249V234H248ZM248 235H247V236H248ZM254 235H255V234H254ZM256 235H257V234H256ZM14 236H15V235H14ZM22 236H23V235H22ZM35 236H36V235H35ZM37 236H38V235H37ZM39 236H40V235H39ZM235 236H236V237H235V238H236L235 240H238L239 237H238L237 235H235ZM247 236H246V237H247ZM97 237H98V236H97ZM114 237H115V236H113V238H114ZM173 237H174V236H173ZM226 237H227V236H226ZM228 237H229V236H228ZM250 237H251V236H249V238H250ZM256 237H257V236H256ZM24 238H25V237H24ZM70 238H71V237H70ZM73 238H74V237H73ZM98 238H100V235H99ZM108 238H106V240H108ZM113 238H110V239L113 240ZM115 238H116V237H115ZM153 238H154V237H153ZM165 238H166V237H165ZM251 238H252V237H251ZM251 238H250V239H251ZM18 239H19V238H18ZM36 239H38V238H36ZM96 239H97V238H96ZM96 239H94V240H95L94 242H96V241L98 240V239H97V240H96ZM100 239H101V238H100ZM110 239H109V241H110ZM166 239H167V238H166ZM226 239H227V238H226ZM253 239H254V237H253ZM256 239H257V240H252V241H250V243L248 242L249 240L247 241L248 244H249V246L252 247V249H250L251 251L248 249V250H249V253H248V255H246L248 258H254V256L257 257L256 254H257L259 251H264V237H263L261 240H258V238H256ZM21 240H22V238H21ZM48 240H49V239H48ZM74 240H75V239H74ZM103 240H105V239H103ZM169 240H170V237H169ZM16 241H17V240H16ZM53 241H54V238H53ZM56 241H57V240H56ZM161 241H162V240H161ZM18 242H20V241H18ZM57 242H58V241H57ZM72 242H73V240H72ZM75 242H76V241H75ZM159 242H160V241H159ZM164 242H165V241H164ZM236 242L238 243V241H236ZM24 243H25V242H24ZM76 243H77V242H76ZM98 243H99V241H98ZM100 243H101V242H100ZM167 243H168V242H167ZM181 243H182V242H181ZM183 243H184V242H183ZM226 243H227V242H226ZM240 243H241V242H240ZM243 243H244V242H243ZM74 244H75V243H74ZM115 244H116V243H115ZM169 244H170V243H169ZM245 244H246V243H245ZM248 244H247V245H248ZM181 245H183V244H181ZM96 246H97V245H96ZM96 246H95V248H93V249H95V251L97 252ZM99 246H100V245H99ZM119 246H120V245H119ZM125 246H126V245H125ZM125 246H124V247H125ZM233 246H234V244H233ZM244 246H246V245H244ZM32 247H31V248H32ZM100 247H101V246H100ZM183 247H184V246H183ZM237 247H238V246H237ZM33 248H32V249H33ZM249 248H250V247H249ZM51 249H52V250H51ZM90 249H91V247H90ZM242 249H243V248H242ZM30 250H31V249H30ZM99 250H100V249H99ZM99 250H98V251H99ZM102 250H103V249H102ZM102 250H100V251H101L102 253L106 254L107 251H106V252H103ZM234 250H235V249H234ZM238 250H239V249H238ZM238 250H237V251H238ZM246 250H247V248H246ZM93 251H94V250H93ZM240 251H241V250H240ZM96 252H95V253H96ZM120 252H121V251H120ZM235 252H236V251H235ZM246 252H247V251H245L244 254H245ZM38 253H40V252H38ZM65 253H66V252H65ZM98 253H99V252H98ZM102 253H100V254H102ZM110 253H111V252H110ZM112 253H113V252H112ZM262 253H263V252H262ZM81 254H82V253H81ZM241 254H242V253H241ZM244 254H243V255H244ZM246 254H247V253H246ZM62 255H63V254H62ZM89 255H90V254H89ZM89 255H88V257H89ZM93 255H94V254H93ZM107 255H109V254H107ZM243 255H242V256H243ZM262 255H263V254H262ZM81 256H82V255H81ZM84 256H86V254H85ZM91 256H92V255H91ZM109 256H110V255H109ZM236 257H237V256H236ZM243 257H244V256H243ZM247 257H246V258H247ZM93 258H94V257H93ZM93 258H90V259L93 260ZM238 258H239V257H238ZM257 258H258V257H257ZM259 258H260V260H261V258H262V263H264V256L261 257V254H260V257H259ZM68 259H69V258H68ZM82 259H84V258H82ZM102 259L104 260V258H102ZM254 259H256V258H254ZM84 260H85V259H84ZM84 260H82V261H84ZM103 260H102V261H103ZM238 260H239V259H238ZM251 260H252V259H251ZM82 261H81V262H82ZM90 261H91V260H90ZM106 261H107V260H106ZM116 261H117V260H116ZM248 261H249V262H248ZM248 261H247V263H250V260H248ZM254 261H256V260H254ZM258 261H259V260H258ZM85 262H86V261H85ZM85 262H83V263H85ZM87 262H88V259H87ZM120 262H121V261H120ZM234 262H235V261H234ZM83 263H81V264H83ZM92 263H93V261H92ZM98 263H101V262H98ZM103 263H104V261H103ZM103 263H101V264H103ZM105 263H106V262H105ZM108 263H109V262H108ZM254 263H255V262H254ZM89 264H91V263L89 262Z\"/></svg>",
  "mask_w": 264,
  "mask_h": 264
}]
</instances>
